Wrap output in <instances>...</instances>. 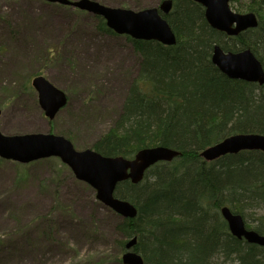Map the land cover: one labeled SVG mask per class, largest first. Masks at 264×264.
<instances>
[{
  "label": "trees",
  "instance_id": "trees-1",
  "mask_svg": "<svg viewBox=\"0 0 264 264\" xmlns=\"http://www.w3.org/2000/svg\"><path fill=\"white\" fill-rule=\"evenodd\" d=\"M242 11L255 13L259 26L234 38L212 29L201 5L175 0L165 17L175 46L125 37L139 58L138 75L120 115L93 149L132 159L162 146L181 156L152 167L140 184H119L116 197L135 205L136 218L97 202L117 220L118 264L133 238L144 264H264V248L233 237L221 215L227 206L253 221L264 211V153L244 151L212 163L201 157L232 135H264V86L229 79L212 63L219 45L225 52L251 50L264 66V0L239 4L236 12ZM94 19L99 33L117 36L104 19ZM257 215L252 229L264 235V212Z\"/></svg>",
  "mask_w": 264,
  "mask_h": 264
},
{
  "label": "rangeland",
  "instance_id": "rangeland-1",
  "mask_svg": "<svg viewBox=\"0 0 264 264\" xmlns=\"http://www.w3.org/2000/svg\"><path fill=\"white\" fill-rule=\"evenodd\" d=\"M94 1L141 11L163 0ZM235 1V12L248 2ZM94 17L42 0H0L4 135L55 134L83 151L109 131L138 75L139 58L125 37L99 33ZM37 76L68 96L53 121L32 86ZM1 160L0 264H118L117 220L98 206L94 189L59 159L33 165ZM254 220L246 221L251 229Z\"/></svg>",
  "mask_w": 264,
  "mask_h": 264
},
{
  "label": "water",
  "instance_id": "water-1",
  "mask_svg": "<svg viewBox=\"0 0 264 264\" xmlns=\"http://www.w3.org/2000/svg\"><path fill=\"white\" fill-rule=\"evenodd\" d=\"M49 4L70 7L100 17L115 34L127 36L137 41H154L164 46L177 44V36L165 16L173 9V0H163L159 8L141 11L113 8L94 0H43ZM205 9V18L210 27L228 37L256 29L259 20L255 13L240 14L231 8V0H193ZM212 63L229 79L264 86V66L251 50L225 52L216 45ZM32 86L38 94L39 105L50 121L68 105V96L43 76H37ZM1 121V112H0ZM243 151L264 153V135L237 134L225 138L201 153L206 162H214L227 155H237ZM181 153L167 148H145L137 152L133 159L106 157L93 149L77 151L73 143L55 134H28L6 136L0 128V158L27 165L36 161L59 158L73 172L75 178L88 184L96 192V199L105 207L125 219L137 217L134 204L116 197L119 184L130 181L137 185L143 182L149 169L161 162L171 163ZM230 233L239 240L264 248V236L247 228L240 214L229 207L221 209ZM138 243L133 238L126 245L122 256L123 264H144L142 255L135 251Z\"/></svg>",
  "mask_w": 264,
  "mask_h": 264
},
{
  "label": "bare ground",
  "instance_id": "bare-ground-1",
  "mask_svg": "<svg viewBox=\"0 0 264 264\" xmlns=\"http://www.w3.org/2000/svg\"><path fill=\"white\" fill-rule=\"evenodd\" d=\"M202 153V152H201ZM215 162V161H214ZM208 163H212V162H208ZM242 216V215H241ZM243 217V216H242ZM244 219V218H243ZM245 220V219H244ZM264 236V235H263ZM239 240V239H238ZM130 242V241H129ZM127 245V244H126ZM137 246V245H136ZM135 251H136V247H135ZM137 252V251H136ZM138 254H140L139 252H137ZM124 254V253H123ZM141 255V254H140ZM123 256V255H122ZM123 263V262H122Z\"/></svg>",
  "mask_w": 264,
  "mask_h": 264
}]
</instances>
